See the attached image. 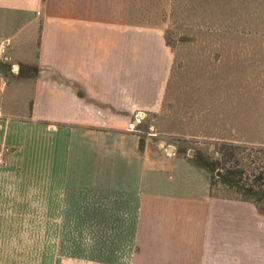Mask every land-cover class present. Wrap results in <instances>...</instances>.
I'll list each match as a JSON object with an SVG mask.
<instances>
[{
    "label": "crops",
    "instance_id": "obj_1",
    "mask_svg": "<svg viewBox=\"0 0 264 264\" xmlns=\"http://www.w3.org/2000/svg\"><path fill=\"white\" fill-rule=\"evenodd\" d=\"M82 1L91 10L0 0V40L13 63L26 60L39 37L37 63L79 82L90 99L50 79L24 78L21 69L5 72L10 64L0 56V147L10 148L0 204L6 190L28 193L26 215L42 222L29 231V246L51 253L49 238L59 237L68 253L75 236L74 249L103 264H264V215L254 204L175 192L178 184L128 129L136 112L162 108L174 63L164 26L131 21L130 0L121 20L94 13L116 0ZM230 206L245 209L236 229L212 237Z\"/></svg>",
    "mask_w": 264,
    "mask_h": 264
},
{
    "label": "rangeland",
    "instance_id": "obj_2",
    "mask_svg": "<svg viewBox=\"0 0 264 264\" xmlns=\"http://www.w3.org/2000/svg\"><path fill=\"white\" fill-rule=\"evenodd\" d=\"M130 1L134 2L133 19L130 17V20L143 24L164 21L160 25L166 26L164 30L174 51V63L161 110L142 112L140 122H133L135 128L132 131L142 136L143 151L147 149L149 162L157 163L155 168L167 171L166 174L178 184L175 192L228 199L231 192L211 181L214 175L220 176L221 171L213 174L207 163L220 157L218 147L223 142L264 145V23L252 18L248 21L245 13L231 12L235 4L231 0L225 3L230 5L225 13L220 7L212 10L211 6L201 7L195 1H187L184 4L191 13L186 16L170 12V0ZM82 2L46 0V6L55 9L68 4L80 13L91 10L90 4ZM214 2L212 0L210 4L213 6ZM164 3L167 8L156 13ZM200 7L209 8L210 12L198 10ZM94 13L108 14L117 20L126 19L129 0L102 5ZM38 39L31 43L27 59L15 63L18 66L15 70H28L37 64ZM9 64L14 75L13 61ZM5 192V199L0 204V241L4 238L9 244L0 242V264H103L92 258L93 253L74 249L77 248L75 236L70 238L72 243L68 253L61 252L59 237L49 238L50 246L46 248L52 249L53 253H44L40 248L34 252L29 246L28 233L33 232L35 223L42 222L30 221L26 215L29 213L28 193ZM244 210L242 207L234 210L230 206L227 223L220 224L217 230L213 227L212 237L218 234L219 238L225 239L223 232L236 229V214ZM246 223L249 222L245 220L244 225ZM56 224L59 228V223ZM260 227L264 228V225ZM228 239L229 242L224 244L230 245L229 252L234 255L236 240Z\"/></svg>",
    "mask_w": 264,
    "mask_h": 264
},
{
    "label": "trees",
    "instance_id": "obj_3",
    "mask_svg": "<svg viewBox=\"0 0 264 264\" xmlns=\"http://www.w3.org/2000/svg\"><path fill=\"white\" fill-rule=\"evenodd\" d=\"M195 1L201 7H209L214 10L213 7H220L221 12L225 13L227 11V6L225 3L228 0H215V4L212 6L210 3L212 0H170L171 9L170 12L174 14L180 12L184 13L186 16L191 11L185 6V2ZM235 2L231 12H241L245 13L250 19H256L255 21H261L264 23V0H231ZM158 3V2H157ZM167 3V2H166ZM165 4V3H164ZM133 6L134 2L130 1V17L133 19ZM198 8L202 9L203 12H210L209 8ZM167 8V4L161 5L160 9H156V13L161 12L163 9ZM230 11V10H229ZM164 22V21H163ZM163 22H160L162 24ZM143 24V23H140ZM145 25L155 26L160 24H150L144 23ZM164 24V23H163ZM166 28V26H165ZM186 39H190L189 36H185ZM165 38L167 44L171 47L169 38L165 32ZM173 49V48H172ZM35 64L34 66H36ZM31 66L28 70L21 69L23 71L22 77H34L32 74ZM11 70V66H4L3 70L8 72ZM31 70V71H29ZM143 138L140 137V149L143 150ZM220 157L212 159L207 166L216 174L221 171L220 176L214 175L211 180L213 184L221 185L227 188L231 192V197L228 199H236L241 201H246L253 203L258 211L264 215V145H246V144H236L234 142H223L221 146L218 147ZM225 198V197H224Z\"/></svg>",
    "mask_w": 264,
    "mask_h": 264
},
{
    "label": "water",
    "instance_id": "obj_4",
    "mask_svg": "<svg viewBox=\"0 0 264 264\" xmlns=\"http://www.w3.org/2000/svg\"><path fill=\"white\" fill-rule=\"evenodd\" d=\"M32 74L34 75V78L50 79L58 82L59 84L74 90L83 99L90 100L85 89L79 82L67 78L56 68L37 63V65L32 68ZM132 121L136 122L135 118H133ZM168 149L170 150L171 148L169 147ZM173 153H175L174 150Z\"/></svg>",
    "mask_w": 264,
    "mask_h": 264
},
{
    "label": "built area",
    "instance_id": "obj_5",
    "mask_svg": "<svg viewBox=\"0 0 264 264\" xmlns=\"http://www.w3.org/2000/svg\"><path fill=\"white\" fill-rule=\"evenodd\" d=\"M7 45H8V41H2L0 40V56H1V60L5 63H9L11 62V57L8 55V51H7ZM15 69H18V66L16 64H12V70L14 71ZM144 113L139 112L136 113L135 116V120L136 122H134L135 124L140 122V119L143 117ZM133 122H131L130 124V129L133 130L135 128V124ZM10 152V148L8 146H1L0 147V165H3L6 163V156L9 154Z\"/></svg>",
    "mask_w": 264,
    "mask_h": 264
}]
</instances>
